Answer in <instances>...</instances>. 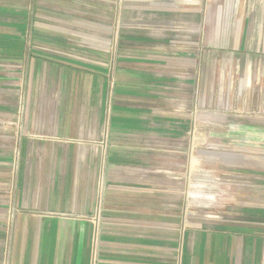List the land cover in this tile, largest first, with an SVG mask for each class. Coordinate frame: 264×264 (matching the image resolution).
Returning a JSON list of instances; mask_svg holds the SVG:
<instances>
[{
  "label": "crops",
  "instance_id": "crops-1",
  "mask_svg": "<svg viewBox=\"0 0 264 264\" xmlns=\"http://www.w3.org/2000/svg\"><path fill=\"white\" fill-rule=\"evenodd\" d=\"M241 1L246 6V0L236 3ZM250 11L198 19L202 46L214 55L207 63L201 50L204 71H234L244 59L250 67L258 53L252 45L257 29L261 55L255 59L264 66V30L249 18L256 9ZM1 42L11 56L9 36H0ZM35 61L42 63L43 75L32 80L42 87L44 106L22 114L0 98V262L6 257L7 264H264V203L237 201L259 198V192L228 195L233 203L215 217L183 212L187 186L165 173L169 154L159 146L162 139L181 137L184 126L165 101L116 86L108 110L99 103L50 106L48 100L78 97L74 79L70 92L61 84L80 69L51 61L59 67L53 79L50 62ZM102 89L99 95L109 94ZM191 91L196 98L195 85ZM161 121L172 128L154 125ZM175 182L179 196L171 195Z\"/></svg>",
  "mask_w": 264,
  "mask_h": 264
},
{
  "label": "rangeland",
  "instance_id": "rangeland-1",
  "mask_svg": "<svg viewBox=\"0 0 264 264\" xmlns=\"http://www.w3.org/2000/svg\"><path fill=\"white\" fill-rule=\"evenodd\" d=\"M244 3L236 0H30L28 3L0 0V36L8 35L12 43L11 56L0 43V98L9 102L6 106L22 114L44 106L42 87L38 86L39 82L34 85L32 80L33 76L42 77L43 60L50 62L53 79L59 67L51 61L76 63L80 69L77 74L70 73L65 85L61 84V88L64 86L70 92L76 85L68 84L74 79L81 91L78 97L58 99V104L48 100L50 106L99 103L108 110L110 94L116 86L130 88L137 95L160 97L166 110H173L180 116L177 119L183 121L182 136L172 141L162 139L164 144L159 146L162 154H169L165 156L170 170L165 173L171 181L184 180L187 186L188 202L183 212L187 211L189 217L218 216L219 210L233 203L227 199L228 195L247 190L252 195L259 192L256 195L260 197L237 201L263 205L264 66L260 67L255 59L261 55L259 30L252 44L258 53L252 54L250 67L244 59L237 70L222 73L217 70L214 74L203 69L200 55L207 48L202 46L200 30H195L199 18L235 16L251 12L252 7L256 12L249 18L257 20L264 30V0H246V6ZM211 54L206 52L207 63L214 59ZM223 55L215 56L216 61ZM187 56H193L189 67ZM36 59L40 66L36 65ZM11 61L17 65H11ZM94 81L95 93L92 92ZM193 85L196 98L192 96ZM100 89L109 90V94L99 95ZM154 125L163 130L172 128L165 121ZM171 186L175 188L171 195L179 196L177 183Z\"/></svg>",
  "mask_w": 264,
  "mask_h": 264
},
{
  "label": "built area",
  "instance_id": "built-area-1",
  "mask_svg": "<svg viewBox=\"0 0 264 264\" xmlns=\"http://www.w3.org/2000/svg\"><path fill=\"white\" fill-rule=\"evenodd\" d=\"M12 213H13V212H11V214H12ZM0 264H7L6 257L3 258V260L0 262Z\"/></svg>",
  "mask_w": 264,
  "mask_h": 264
}]
</instances>
